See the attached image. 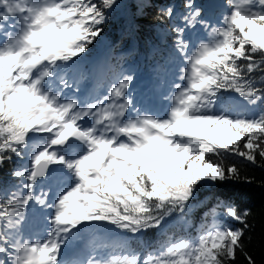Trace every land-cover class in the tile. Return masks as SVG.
Segmentation results:
<instances>
[{
	"label": "snow or ice",
	"instance_id": "1",
	"mask_svg": "<svg viewBox=\"0 0 264 264\" xmlns=\"http://www.w3.org/2000/svg\"><path fill=\"white\" fill-rule=\"evenodd\" d=\"M153 7L0 0V171L14 165L0 185V264H255L250 210L201 194L251 182L234 158L264 167V0L159 7L170 44L138 96L126 57L93 49L120 14L135 51V20ZM198 208L210 225L170 235ZM90 234L109 242L66 258Z\"/></svg>",
	"mask_w": 264,
	"mask_h": 264
},
{
	"label": "trees",
	"instance_id": "2",
	"mask_svg": "<svg viewBox=\"0 0 264 264\" xmlns=\"http://www.w3.org/2000/svg\"><path fill=\"white\" fill-rule=\"evenodd\" d=\"M179 0H153L156 7L148 9L142 16H138L135 24L138 27V39L133 43V52H128V44L126 42L124 31L128 20L123 15H116L111 19V22L106 26L103 39L93 49V57L99 53L106 52L112 55H123L126 57L125 66H129V59L135 57L142 64L147 60H153L155 51L164 52L163 48L167 49L170 44V37L166 34L163 26L156 20L155 15L157 9L164 5L177 3ZM199 3H204L206 0H198ZM144 44V45H143ZM156 45H158L156 47ZM154 62V60H153ZM138 75L145 74L144 71L133 68ZM258 76L260 74H257ZM230 162H235L241 168V177H247L251 182H246L244 179L238 181H228L223 185L213 187L211 190H205L201 194V199L207 195L211 200L213 196H218L221 199H226L235 202L239 209H248L251 212L248 222L251 225V230L245 238L246 251L255 261V264H264V167L244 163L238 159H233ZM16 163H19L17 161ZM264 163V162H262ZM14 167L13 164L7 165L0 171V185L11 184L12 178L10 171ZM204 209L198 208L191 216V227L187 229V233L178 226H170L169 233L175 236L191 234L195 236L200 228L212 223V218L209 216L205 220ZM232 224L234 227H242V225L234 221H225ZM95 242L98 245L107 244L108 238L104 234H92ZM147 239L155 243L160 239L157 233L150 234ZM136 246L135 244L133 245ZM236 264H247L243 254H239Z\"/></svg>",
	"mask_w": 264,
	"mask_h": 264
},
{
	"label": "rangeland",
	"instance_id": "3",
	"mask_svg": "<svg viewBox=\"0 0 264 264\" xmlns=\"http://www.w3.org/2000/svg\"><path fill=\"white\" fill-rule=\"evenodd\" d=\"M145 90H146L145 88L144 89H140L139 94H142ZM137 91H139V90H137Z\"/></svg>",
	"mask_w": 264,
	"mask_h": 264
}]
</instances>
